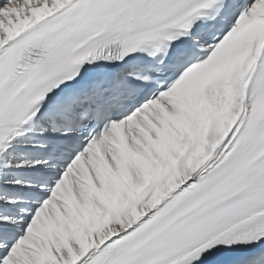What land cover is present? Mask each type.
Here are the masks:
<instances>
[{
	"label": "snow or ice",
	"instance_id": "6c2138e0",
	"mask_svg": "<svg viewBox=\"0 0 264 264\" xmlns=\"http://www.w3.org/2000/svg\"><path fill=\"white\" fill-rule=\"evenodd\" d=\"M0 264H264V0H0Z\"/></svg>",
	"mask_w": 264,
	"mask_h": 264
}]
</instances>
